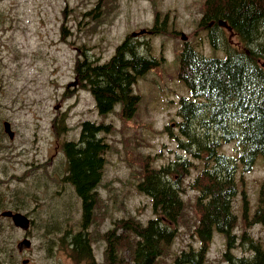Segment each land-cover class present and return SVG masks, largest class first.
Wrapping results in <instances>:
<instances>
[{
    "label": "rangeland",
    "instance_id": "obj_1",
    "mask_svg": "<svg viewBox=\"0 0 264 264\" xmlns=\"http://www.w3.org/2000/svg\"><path fill=\"white\" fill-rule=\"evenodd\" d=\"M202 1L0 0V131L9 122L14 133L12 140L0 134V212L30 219L25 232L10 219H0V264H140L132 250L141 241L138 234L155 218L151 200L137 185L146 174L186 157L173 139L181 122L179 101L188 95L177 78L181 35L191 42L198 38V46L212 53L204 33L194 35ZM156 19L165 32L151 35L147 30ZM140 31L144 39L150 34L149 46L160 66L137 82L140 102L130 119L122 118L117 107L101 117L91 94L75 79V62L82 54L106 61L127 36ZM225 34L229 37L227 30ZM213 54L223 56L217 50ZM85 120L110 129L96 205L84 225L81 201L66 181L61 146L78 138ZM222 152L236 154L232 145ZM198 173L195 165L180 179V217L174 225L157 222L159 256L149 264H174L183 254L194 257L200 250L199 201L189 188ZM263 178L258 163L247 173L239 168L237 193L230 201L233 247L227 251L224 236L213 232L202 264L249 259L250 242L264 251V223L251 221ZM78 232L86 239L88 258L71 252ZM23 238L31 247L19 252L16 245Z\"/></svg>",
    "mask_w": 264,
    "mask_h": 264
},
{
    "label": "trees",
    "instance_id": "obj_2",
    "mask_svg": "<svg viewBox=\"0 0 264 264\" xmlns=\"http://www.w3.org/2000/svg\"><path fill=\"white\" fill-rule=\"evenodd\" d=\"M200 13L194 35L202 31L212 53L198 46V38L195 42L186 38L175 57L177 78L185 83L188 95L179 101L177 116L181 122L175 125L173 139L186 157L146 174L137 185V190L151 200L155 218L138 234L141 241L132 250L133 260L140 264H149L159 256L158 244L154 243L155 230H161L157 222L177 223L182 211L180 179L190 168H199L189 188L199 201L196 232L201 246L194 257L183 254L174 264H202L215 231L224 236L228 249L233 247L230 201L237 193L238 170L248 172L256 163L264 168V69L259 64L264 60V0H203ZM220 23L231 32V39ZM148 31L162 34L165 25H158L156 19ZM150 34L146 39L127 36L106 61H93L85 54L76 60L75 79L93 97L99 116L107 117L116 107L124 119L135 114L140 102L137 82L160 66L149 46ZM215 50L223 56L213 54ZM79 129L78 138L64 142L61 150L66 181L81 199L85 225L96 205V189L109 150L105 134L110 127L85 120ZM0 134L5 137L3 129ZM227 145L234 146L235 155L222 152ZM251 221L264 223V178ZM71 246V252L90 257L82 232L74 236ZM248 248L252 257L230 264H264L262 248L252 242Z\"/></svg>",
    "mask_w": 264,
    "mask_h": 264
},
{
    "label": "water",
    "instance_id": "obj_3",
    "mask_svg": "<svg viewBox=\"0 0 264 264\" xmlns=\"http://www.w3.org/2000/svg\"><path fill=\"white\" fill-rule=\"evenodd\" d=\"M141 34H144V31H140L139 33H133L134 36L141 35ZM182 39H185V37H182ZM262 67H264V64H262ZM3 127H4V133L8 135V138L10 140H12L14 138V133L11 130L10 124L8 122H4ZM0 216L3 218H10L12 224L23 232L29 229L30 219L22 213H19V212L13 213L12 211H3L0 214ZM30 247H31V241L28 238H23L16 245V248L19 252L29 249ZM28 262H29L28 260H24L22 261V264H28Z\"/></svg>",
    "mask_w": 264,
    "mask_h": 264
},
{
    "label": "bare ground",
    "instance_id": "obj_4",
    "mask_svg": "<svg viewBox=\"0 0 264 264\" xmlns=\"http://www.w3.org/2000/svg\"><path fill=\"white\" fill-rule=\"evenodd\" d=\"M212 50V49H211Z\"/></svg>",
    "mask_w": 264,
    "mask_h": 264
}]
</instances>
